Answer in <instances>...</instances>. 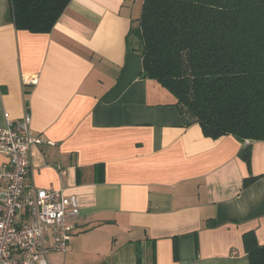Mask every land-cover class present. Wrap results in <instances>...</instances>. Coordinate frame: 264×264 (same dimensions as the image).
I'll return each mask as SVG.
<instances>
[{
  "label": "crops",
  "instance_id": "1",
  "mask_svg": "<svg viewBox=\"0 0 264 264\" xmlns=\"http://www.w3.org/2000/svg\"><path fill=\"white\" fill-rule=\"evenodd\" d=\"M143 2L71 0L31 32L0 0V126L31 113L43 142L26 181L80 207L52 263L250 264L246 234L264 244V140L207 136L166 104L127 42Z\"/></svg>",
  "mask_w": 264,
  "mask_h": 264
},
{
  "label": "trees",
  "instance_id": "2",
  "mask_svg": "<svg viewBox=\"0 0 264 264\" xmlns=\"http://www.w3.org/2000/svg\"><path fill=\"white\" fill-rule=\"evenodd\" d=\"M70 1L10 0V15L18 29L47 32ZM127 42L187 125L264 140V0H144ZM243 153L249 162V145ZM244 243L250 264H264V244L251 234Z\"/></svg>",
  "mask_w": 264,
  "mask_h": 264
},
{
  "label": "built area",
  "instance_id": "3",
  "mask_svg": "<svg viewBox=\"0 0 264 264\" xmlns=\"http://www.w3.org/2000/svg\"><path fill=\"white\" fill-rule=\"evenodd\" d=\"M31 125L26 110L0 126V264H53L51 253L69 249L72 220L80 214L75 195L26 181L33 173L32 147L43 142Z\"/></svg>",
  "mask_w": 264,
  "mask_h": 264
}]
</instances>
